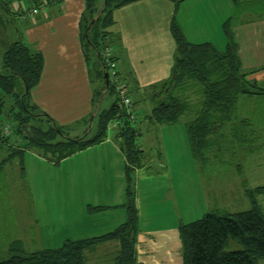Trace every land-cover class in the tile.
I'll return each mask as SVG.
<instances>
[{
	"label": "trees",
	"instance_id": "trees-1",
	"mask_svg": "<svg viewBox=\"0 0 264 264\" xmlns=\"http://www.w3.org/2000/svg\"><path fill=\"white\" fill-rule=\"evenodd\" d=\"M60 1L47 0L44 7ZM103 1L102 8H99L98 0H85L86 7L80 20V37L85 57L90 64L91 76L94 72L93 79L102 83L95 94V108L104 93L116 95L111 80L106 85L104 79L107 68L103 63V51L110 43L108 28L113 23L114 8L131 0ZM175 1L178 6L181 0ZM231 1L240 18L243 13L250 12L249 4L252 2L246 0L245 5L244 0ZM29 4V10L40 9L42 2L30 0ZM4 7L7 11L11 9L7 4ZM25 13L17 12L19 15ZM236 22L231 23L230 16L223 23L226 45L223 50H219L209 41H188L173 18L171 32L176 50L171 73L163 82L152 87L154 107L146 115V120L154 125H173L185 118L191 154L198 161L206 160L215 147L225 155H233L240 151L250 153L263 146L264 110L253 114L243 113L242 107L247 96L264 99V85L249 78L253 70L243 68L233 31ZM90 47L97 53L96 64L89 60ZM3 67L4 70L0 71V89L3 92L0 118L5 97L14 98L10 115L16 123L11 124H14L13 131L24 142L14 147L0 164L4 165L8 159L18 156L23 165L28 151L50 162L59 163L105 141L109 124L119 120L114 139L125 156L126 201L123 206L127 218L109 232L78 240L66 239L57 248L28 251L21 240L13 241L9 245L8 257H2L0 253V264H87L86 250L109 241H116L119 245L115 264H140L137 251L140 231L133 179L135 172L142 170L150 161L139 143V131L135 121L130 119L127 108L120 105L116 95L110 107L99 112L95 109V129L92 125L83 136L70 137L64 127L32 102L31 90L39 83L43 72V54L33 51L20 35L4 53ZM193 95L196 96L194 100ZM260 102L264 104V100ZM4 124L0 119V142L10 145L9 136L2 130ZM262 193L264 185L247 189L252 203L249 209L235 213L210 211L199 219L180 224L182 264H257L260 258H264V211L256 198ZM103 208L105 206H89L91 211ZM229 238L237 240L243 249L227 251L225 246Z\"/></svg>",
	"mask_w": 264,
	"mask_h": 264
},
{
	"label": "rangeland",
	"instance_id": "rangeland-1",
	"mask_svg": "<svg viewBox=\"0 0 264 264\" xmlns=\"http://www.w3.org/2000/svg\"><path fill=\"white\" fill-rule=\"evenodd\" d=\"M117 1L119 0H114V2ZM244 1L247 5L246 0ZM248 1L252 2L249 4L250 16H264V0ZM4 2L0 0L4 20V23H0L2 30L0 38L3 37V40L0 39V57L6 48L3 45L14 29L13 16L8 15ZM214 2L219 8L213 13L211 5H214ZM103 3V0H98V7L102 8ZM183 3H185L184 7L187 6L186 12L189 14L195 10L196 4H199L202 10L204 6L203 12L208 21V24L204 23L198 28L195 27L198 36L194 29L186 28L191 42L211 40L219 50H223L226 45L223 23L230 16L231 23L240 18L230 0L226 2L186 0ZM4 26L7 31H4ZM4 32L7 34L5 37ZM103 55V62L105 56H112L110 51L108 55H105V49ZM96 56V51L90 47L91 63L96 61ZM2 69V60H0V71H3ZM92 76H95L94 72ZM0 94L3 97L1 89ZM116 95L119 94L116 93ZM116 95L104 93L98 107L95 108L96 111L110 107ZM192 97L193 100L196 99V96ZM5 99L0 119L2 123L5 122L4 125L6 123L9 125L10 139L8 140L10 142L8 143L10 145H7V142H0L2 144L0 145V163L11 154L14 147L24 142L22 137L13 131L16 121L10 115V110L15 102L14 98L8 96ZM248 99H254L259 105H264L254 96H248ZM151 103L153 104L152 100ZM149 107L152 108V105L146 100L142 108L148 110ZM134 112L135 126L139 131L138 140L150 161L142 170L135 172L133 179L140 240L147 238L149 242L152 232L157 228H165L166 222L170 220H174L178 226L199 219L210 211L235 213L251 208L252 203L247 189L264 185V139L261 149L250 153L240 151L233 155H225L218 150V147H215L206 160L198 161L191 154L185 118L173 125H154L145 120L146 115L142 113L141 108ZM95 124L94 121L92 124L94 129ZM117 127L113 125V122L109 124L108 137L112 138L111 140H115L114 134ZM84 134L83 130L69 132L70 137ZM221 142L224 143V141ZM94 153L93 150H81L59 163H54L39 157L32 151V153H25L23 165L18 156L8 159L4 165L0 164V253L2 257L10 255L9 245L16 240H21L28 251L57 248L66 239L87 238L90 236L87 235L89 233L81 232H89L92 225L96 223L98 225L94 227V234H91H104L99 233L103 221L117 220L119 213L125 209L123 205L117 203V195L113 194L112 189L102 192L95 186L96 178L112 180L113 167L102 160L95 162L93 158L92 161L87 162V155ZM244 154L247 155L243 156ZM124 183L125 193L126 180ZM114 189L117 188L114 186ZM256 198L264 211V193L257 195ZM124 200L126 201L125 194ZM97 205H103L105 208L90 212L89 206L92 208ZM85 227H87L86 230ZM105 230L102 226L101 232H107ZM145 230L146 233H144ZM163 235L159 240L161 244L168 240V234L165 231ZM111 244H114V250L108 248ZM115 244V241H109L86 250L88 264H115V254H113L116 251ZM225 249L227 251L241 250L243 245L229 238ZM257 264H264V258H260Z\"/></svg>",
	"mask_w": 264,
	"mask_h": 264
},
{
	"label": "crops",
	"instance_id": "crops-1",
	"mask_svg": "<svg viewBox=\"0 0 264 264\" xmlns=\"http://www.w3.org/2000/svg\"><path fill=\"white\" fill-rule=\"evenodd\" d=\"M4 1V4L11 8L7 13L13 16L14 29L3 45L6 48L0 57L2 70H4V53L21 35L33 51H40L44 57L41 79L31 90L32 102L45 111L58 125L64 127L68 134L80 130L86 133L94 122L95 94L102 83L91 76L90 64L82 47L80 20L86 7L85 0H62L42 7L34 15L29 12L17 15L15 12L16 5L20 3L30 7V0ZM185 1L181 0L176 6L175 0H131L113 10V23L108 28L110 43L106 47L110 49L111 57L117 63L118 76L130 93L134 111L141 108L145 115L151 113L154 107V103H151L152 87L163 82L171 73L176 50V42L171 32L172 19H176L188 41L191 40L187 36V27L195 31V27L198 28L204 23L208 24L203 12L205 7L202 6V10L199 4H196L195 10L189 14L186 12L187 6L184 7ZM206 1L209 2V0ZM230 2L233 4L231 0ZM217 8L219 7L214 2V5H211L212 12L214 13ZM250 14L251 12L243 13L242 19L240 18L234 24L233 31L239 45V56L243 68L247 71L253 70L248 75L249 78L256 79L264 85V16H250ZM0 23H4L1 9ZM4 27V31H7L6 26ZM1 31L0 29V33ZM3 34L4 37L7 35L6 32ZM2 38L0 39L3 40ZM203 41L211 42V40ZM94 63L96 64V61ZM255 98L258 100L259 97L255 96ZM146 100L152 105V108H147L148 110L142 108ZM260 100L264 99L260 97L259 102ZM260 110H264V105H259L254 99H248V96L245 97L243 113L253 114ZM111 139L108 137L102 143L85 149L95 152L93 155H87V162L92 161L93 158L95 162L102 160L113 167L112 180L96 178L95 186L102 192L112 189L113 194L117 195V203L123 205L125 156L118 143ZM28 152L32 153V151ZM114 186L117 189H114ZM211 190L214 189L211 188ZM126 217V209H123L117 216V220L103 221L99 233H106L101 232L102 226L109 232L118 226L120 221H125ZM97 225L98 223L92 225L89 232L81 233H89L88 237L97 236L93 235L94 227ZM166 225L162 228L163 230L157 228L151 235L148 234L149 242L147 238L140 240L139 233L137 251L140 264H182L179 225L177 226L174 220L166 222ZM164 231L168 234V240L161 244L159 240L164 236ZM113 245H109L108 248L114 250ZM115 246L116 251L113 254L116 256L119 248L117 242Z\"/></svg>",
	"mask_w": 264,
	"mask_h": 264
},
{
	"label": "built area",
	"instance_id": "built-area-1",
	"mask_svg": "<svg viewBox=\"0 0 264 264\" xmlns=\"http://www.w3.org/2000/svg\"><path fill=\"white\" fill-rule=\"evenodd\" d=\"M41 2H42L41 7H44V5L47 3V0H41ZM15 11H17L18 13H23V12L29 11L30 14L34 15L39 10L36 8L29 10L28 7H26L24 5V3H20V5H16ZM109 51H110V49L108 47H106L105 48V55H108ZM103 63L105 65V67L107 68V72L109 74V79L111 80L112 84L114 85L116 93L119 94L117 96L119 97L120 105L127 108L128 113L130 115V119L134 121L136 119V116H135V112L133 110V102H132V99L127 92V87L120 80V78L118 76L117 63L115 62V60H113L112 57H108V56L104 57ZM119 124H120L119 120H116L115 122H113V125L116 127ZM4 126H5L4 133L6 135H9V133H10V132H8L9 131V125L6 123V125H4Z\"/></svg>",
	"mask_w": 264,
	"mask_h": 264
},
{
	"label": "water",
	"instance_id": "water-1",
	"mask_svg": "<svg viewBox=\"0 0 264 264\" xmlns=\"http://www.w3.org/2000/svg\"><path fill=\"white\" fill-rule=\"evenodd\" d=\"M104 79H105L106 85H108L110 79H109V74L107 72L104 73Z\"/></svg>",
	"mask_w": 264,
	"mask_h": 264
}]
</instances>
